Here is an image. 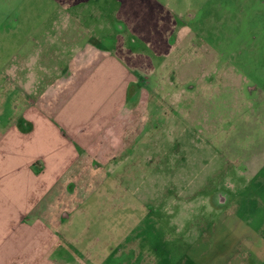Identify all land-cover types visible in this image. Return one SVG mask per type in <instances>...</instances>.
I'll return each instance as SVG.
<instances>
[{
	"label": "rangeland",
	"instance_id": "rangeland-1",
	"mask_svg": "<svg viewBox=\"0 0 264 264\" xmlns=\"http://www.w3.org/2000/svg\"><path fill=\"white\" fill-rule=\"evenodd\" d=\"M172 1L179 41L138 31L134 0L78 10L122 17L143 95L92 144L50 264H264V0ZM64 2L0 0V58L64 24Z\"/></svg>",
	"mask_w": 264,
	"mask_h": 264
},
{
	"label": "crops",
	"instance_id": "crops-1",
	"mask_svg": "<svg viewBox=\"0 0 264 264\" xmlns=\"http://www.w3.org/2000/svg\"><path fill=\"white\" fill-rule=\"evenodd\" d=\"M83 1L61 13L58 28L50 17L37 43L32 38L0 58V264H50L58 216L66 215L92 144L112 127L121 130L143 95L141 76L130 69L131 31L121 35V16L90 21L92 9L78 13ZM134 1L138 31L151 23L179 41L176 2ZM106 25L119 34L111 44H103L115 32L101 33Z\"/></svg>",
	"mask_w": 264,
	"mask_h": 264
}]
</instances>
